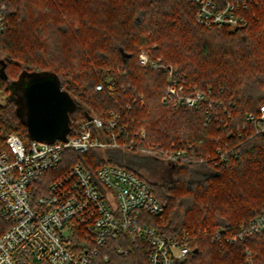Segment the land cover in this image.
Instances as JSON below:
<instances>
[{"label":"trees","instance_id":"trees-1","mask_svg":"<svg viewBox=\"0 0 264 264\" xmlns=\"http://www.w3.org/2000/svg\"><path fill=\"white\" fill-rule=\"evenodd\" d=\"M5 2L10 28L0 35V89L7 101L0 104V136L16 134L30 141L7 83L23 72H50L78 105L70 134L88 116L107 121L114 112L126 136L146 132L145 141H136L139 145L169 149L191 144L197 156L214 158L227 149L230 159L224 164L168 167L160 176L174 178L168 187L149 180L130 162L107 155L110 150L68 151L63 166L51 175L78 162L92 173L106 163L126 167L149 184L164 206L147 222L191 248L177 264H264V232L236 244L228 240L264 215V133L257 134L247 120L264 105V0H252L249 25L233 29L199 24L191 0ZM142 50L184 74L186 93H208L214 103L209 113L165 104L168 72L141 67ZM100 84L103 90L97 91ZM149 249L146 242L118 236L92 260L148 264Z\"/></svg>","mask_w":264,"mask_h":264},{"label":"built area","instance_id":"built-area-1","mask_svg":"<svg viewBox=\"0 0 264 264\" xmlns=\"http://www.w3.org/2000/svg\"><path fill=\"white\" fill-rule=\"evenodd\" d=\"M197 7V22L204 27H247L246 13L252 0H191ZM7 2L0 0V35L10 28L6 17ZM141 67L168 72V87L163 102L175 110L209 113L214 105L208 93H186V76L139 53ZM109 87L113 90V85ZM103 90V85L96 87ZM130 108V106H128ZM119 115L111 113L105 121L92 116L81 123L67 140L48 144L25 142L16 134L0 136V264H94L101 248L118 236L128 242L149 244L148 264H177L192 250L184 241L171 240L147 222L148 216L163 213L164 206L149 184L130 169L106 163L93 173L82 163L71 164L57 176L51 175L64 164L65 154L74 151L121 150L164 160L173 166L229 161V150L212 156H197L191 144L182 148L145 146L146 132L134 138L120 128ZM247 120L264 133V105ZM210 119H207V123ZM264 232V215L233 232L232 244ZM188 240V239H187ZM117 251L124 252L118 246ZM108 262V255L102 256Z\"/></svg>","mask_w":264,"mask_h":264},{"label":"water","instance_id":"water-1","mask_svg":"<svg viewBox=\"0 0 264 264\" xmlns=\"http://www.w3.org/2000/svg\"><path fill=\"white\" fill-rule=\"evenodd\" d=\"M7 86L9 90L14 86L15 99L10 95L9 98L16 103L17 113L26 126L30 140L48 144L67 140L71 133V118L78 105L63 90L55 74L23 72L16 81L7 83Z\"/></svg>","mask_w":264,"mask_h":264},{"label":"rangeland","instance_id":"rangeland-1","mask_svg":"<svg viewBox=\"0 0 264 264\" xmlns=\"http://www.w3.org/2000/svg\"><path fill=\"white\" fill-rule=\"evenodd\" d=\"M162 60V59H161ZM16 84H14L15 86ZM14 86L10 87V96L15 99ZM6 94L3 89H0V104L6 105ZM107 155L112 156L114 159H118L123 162H130L133 167L137 168L144 176L151 181H158V184L164 183L166 187L173 181V177L167 176L166 181L160 179V176L166 173L167 168L172 166L164 160H156L150 156H144L138 153L126 152L121 150H110L106 152ZM111 164V163H110ZM165 179V178H164Z\"/></svg>","mask_w":264,"mask_h":264}]
</instances>
